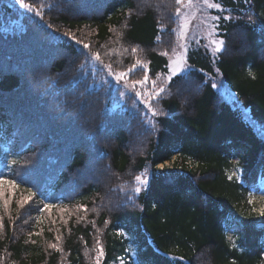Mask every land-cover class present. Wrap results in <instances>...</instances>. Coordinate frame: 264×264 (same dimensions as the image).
I'll list each match as a JSON object with an SVG mask.
<instances>
[{
  "label": "trees",
  "instance_id": "trees-1",
  "mask_svg": "<svg viewBox=\"0 0 264 264\" xmlns=\"http://www.w3.org/2000/svg\"><path fill=\"white\" fill-rule=\"evenodd\" d=\"M25 2L42 16L0 0V178L15 181L0 187L24 197L0 202V264H264V0H211L225 48L188 44L194 68L153 97L155 127L112 105L64 33L141 81L168 65L176 0Z\"/></svg>",
  "mask_w": 264,
  "mask_h": 264
},
{
  "label": "rangeland",
  "instance_id": "rangeland-1",
  "mask_svg": "<svg viewBox=\"0 0 264 264\" xmlns=\"http://www.w3.org/2000/svg\"><path fill=\"white\" fill-rule=\"evenodd\" d=\"M179 8L180 12L177 13L178 38L172 51L166 55L168 65L164 71L156 72L154 76L148 77L147 81L150 83L149 87H146L147 83L138 84L130 82L127 78L126 71H113V73H126L124 78L117 80L113 75L107 74V69L104 67L103 64L93 58L91 59V65L94 68H99L102 71L99 72L101 77L100 83L109 90L113 106H119V108L129 109L131 111L139 110L142 116L144 117L146 112V106L143 104V100L147 97V95H149L153 91L154 85L152 82L155 81L156 86H165L166 82L168 81V66L173 60L177 58L178 54L184 52V49L181 46L185 44L188 46V44L190 43L198 42H200V44L204 47L205 45H208L209 37L207 33L211 24L214 23V20L212 18L216 16L215 13L211 11L218 9L208 8L206 5L203 4V0H190V2L189 0H184V2L180 4ZM181 33H183V35ZM216 38L220 37L216 34ZM206 49L210 52H213L211 45H209ZM211 82L212 84L217 83L219 85L221 81L212 78ZM215 89L224 100L239 108L243 117L248 119L247 112L241 107L239 102L236 101L235 97L226 89L224 84L223 87H218ZM137 91L142 93L139 98H137L135 95ZM121 92L124 93L123 96L120 95ZM253 128L259 135H262L264 137V131L260 130L259 127L254 123ZM138 175H141L144 179L148 178V172L145 171ZM137 186H139L138 183ZM12 199L14 203L21 205L24 200V197L16 198L15 194L12 192L11 189H3L2 187H0V202L8 204L12 201ZM250 200L252 202H255V204H259L258 210H260L264 206V182L262 183L261 190H259L258 192H252V194H250ZM119 262L121 263L123 261L120 260Z\"/></svg>",
  "mask_w": 264,
  "mask_h": 264
},
{
  "label": "snow or ice",
  "instance_id": "snow-or-ice-1",
  "mask_svg": "<svg viewBox=\"0 0 264 264\" xmlns=\"http://www.w3.org/2000/svg\"><path fill=\"white\" fill-rule=\"evenodd\" d=\"M16 2L18 3V5L26 10H28L29 12H33L35 13L37 16H42L41 10L39 8L34 7L32 4L26 3L25 0H16ZM184 2V0H176V3L182 4ZM190 2V0H189ZM203 4L206 5L208 8H215V9H221V4L220 3H214L211 2V0H203ZM51 7V6H49ZM223 11V9H221ZM176 12L179 13L180 12V8L176 9ZM214 21H219L221 19V17L219 15L214 16L212 18ZM224 20H231L232 17L231 16H223ZM249 22H253L252 18L249 17ZM50 27V25H49ZM219 29V24L218 23H213L211 24L209 31L207 33L208 37H209V43L208 45H205V47L207 48L209 45L212 46V51L214 54H219L221 53L224 48H225V40L223 38H216V33ZM183 35V33H181ZM64 36L69 38L70 41H75L78 45H82L83 49H89V53H85L86 56V63L88 58H94L96 61H100V54L99 53H91L90 52V48H89V44L84 43V41L82 40H77L76 36L71 34V33H64ZM184 49V52H181L180 54L177 55V58L175 60H173L170 65L168 66L169 71L167 72V79L168 81L171 83L173 82L174 78L176 80H183L186 79L188 77V75L191 73V71L193 70L194 66L190 63L187 62V59L185 58V53L187 52V45H182L181 46ZM133 52L136 51V49H132ZM140 62L137 61L136 64L132 65V69H135L137 67V65ZM104 67L107 69V74L108 75H113L115 77V79L120 80L122 78L125 77L126 73L124 72H119V73H113L112 67L111 65H104ZM145 68H147V66H144ZM84 65H81V70H83ZM130 69V71L132 70ZM199 71H203L202 69H200ZM148 80V76L145 73L144 79L141 81H135L134 83H138V84H144L146 81ZM154 85L153 91L147 95V97L143 100V104L146 106V112H145V116L143 117V119L152 127H155L153 120L155 117L159 116L161 113L159 111H157L154 107L153 104L151 103V101L153 100V97H159L161 95V93H164L166 91L165 87L163 86H156V82L153 81L152 82ZM170 86V85H169ZM213 88H218V87H223L222 82L219 83V85L217 83H213L212 84ZM121 96L124 95L123 92L120 93ZM136 97L139 98L142 93L137 91L135 93ZM150 114V115H149ZM15 163V162H13ZM160 169L164 168V165H160L159 166ZM231 179V177H230ZM237 179H239V177H237ZM135 180L137 181L138 185L135 189L134 192L139 194L141 192L142 187H146L147 186V180L142 178L141 175H137L135 177ZM3 183H8V184H13L15 185V181H11V180H4L3 178H0V184ZM29 193H31V189H28ZM131 199V197L129 198ZM27 201H25L26 203ZM52 205L50 204H44L43 208L40 209V211H43L45 209L51 208ZM260 215H264V209H261L260 211ZM241 228L243 227L242 224L239 225ZM121 232H123V230L121 229ZM126 235V233H125ZM229 239H231V237H229ZM52 247H55V245H52ZM233 247H236L235 244H233ZM173 259H182V257H173ZM123 264V262H122Z\"/></svg>",
  "mask_w": 264,
  "mask_h": 264
}]
</instances>
